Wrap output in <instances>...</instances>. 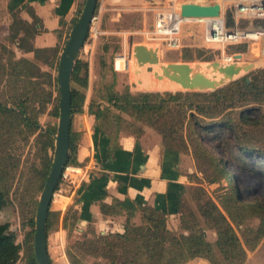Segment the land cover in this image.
I'll list each match as a JSON object with an SVG mask.
<instances>
[{"label": "trees", "instance_id": "obj_1", "mask_svg": "<svg viewBox=\"0 0 264 264\" xmlns=\"http://www.w3.org/2000/svg\"><path fill=\"white\" fill-rule=\"evenodd\" d=\"M9 10L13 17L12 38L18 43V49L33 53L35 61L40 64L14 57L6 64H0V83L9 87L8 101L13 105L0 104V131L8 133L20 128L19 133H22L26 130L29 135L24 138L26 144L35 137V156L40 168L34 163L28 173L30 178L26 172L21 175L27 191H30L38 179L44 188L52 165L49 151L54 150L57 128L49 126L43 129L37 117L52 105L50 114L59 118L60 96L57 77L52 71L58 70L60 51L58 46L46 49L33 46L32 40L38 33L36 25L39 22L33 10L28 11L32 23L21 19L14 8ZM226 20L227 27L234 26L230 10L226 13ZM256 24L264 27V21ZM245 48L242 45L238 51L244 52ZM187 53L183 56L185 62L212 61L211 58H204L205 51L202 49H189ZM41 65L49 70H43ZM88 72V62L79 58L73 75V114L84 111L86 96L78 87L88 88ZM116 82L114 74V83L106 87L104 101L92 100L88 106L94 129L105 134L110 141L109 158L120 149L122 134L141 137L147 126L161 136L167 152L192 154L199 172L209 169L210 178L220 183L226 180L228 185L222 186L223 193L215 198L207 197L205 188L198 182L190 189L177 193L176 208L181 216V234L169 230L166 212L150 206L128 211L124 233L100 235L94 227L88 226L82 239L67 249L70 264H88V259L95 260L93 264H103L104 261L108 264H187L196 259H205L210 264H245L247 251H254L264 240V203L249 202L229 168L234 159L233 152L239 157L246 154L264 159V68L214 92L134 94L128 88L123 92L116 91ZM55 92L57 95L54 97ZM78 140L71 130L68 164H77ZM214 149L219 153H215ZM4 157L1 159L3 166H0V181L3 183L13 178L10 176L13 174L12 167L18 169L22 162L21 156L15 157L7 152ZM1 182L0 214L8 201ZM188 196L197 206L199 216L190 205ZM126 210L127 207L120 201L113 206L101 205L105 215H118ZM137 212L141 215L139 224L133 222ZM60 217L59 212H49L48 236L57 229ZM254 218L260 220L257 229L247 225V221ZM79 220L78 211L71 208L63 219V226L71 233L76 230ZM201 220L216 232L215 245L208 241ZM31 226L35 227L33 220ZM242 226L243 230H239L241 238L237 228ZM34 233L35 230H32L25 238V264H38L34 254ZM21 252L22 246L17 243L10 224L0 222V264H18Z\"/></svg>", "mask_w": 264, "mask_h": 264}, {"label": "rangeland", "instance_id": "obj_2", "mask_svg": "<svg viewBox=\"0 0 264 264\" xmlns=\"http://www.w3.org/2000/svg\"><path fill=\"white\" fill-rule=\"evenodd\" d=\"M186 2L202 5L220 4L223 7L222 15L225 18L226 24V13L230 9L233 0H188ZM165 3L166 0H145V2H142L141 4L134 3L132 4L133 8L130 10L120 12L118 17L115 18L116 20L110 21L109 18H102L100 25L101 34L98 38L94 39L88 36L79 58L85 60L89 64V86L86 90L78 87V90H81L86 96V102H88L87 106L92 100H96L95 102L104 101L103 97L105 95L106 87L111 86L114 83V74H116L117 81L116 86L114 87L118 92H123L125 88L130 89L134 94L139 92H179L181 90L149 91L146 88L136 87V78L141 79L145 76H151L154 80H158L153 73L147 72L146 69L139 74H136L135 71H133V47L137 44H144L146 46L158 48L160 51L161 62L163 64L185 62L183 56L188 54L187 50L202 49L205 51L204 58H211L212 61L197 60L192 63L209 64L220 62L228 64L226 58H234L235 55L242 54L243 58L241 63L256 64V71L264 68V56L262 53L252 51V45L256 42L251 41L248 43H242L241 45L226 44L225 46H210L204 40L205 29L204 25L201 23L183 25L179 34L176 35L178 41L177 47L170 46L168 41L157 38L156 36L154 37L151 34L154 30L155 24L156 9L154 8L163 7L165 6ZM179 4L182 3L179 2ZM12 24L13 17L11 13L1 7L0 1V64H6L7 61L13 57L19 59L16 54L18 43L12 38ZM243 24H248V22L242 23L241 25L243 26ZM67 40L68 37L64 40H60L58 45L60 54L64 50L66 44L65 41ZM242 45H245L246 50L244 52H239L238 47ZM116 60L124 61L125 68L123 70L117 71L115 69ZM45 68L46 69L43 70H49L47 67ZM155 69L158 70V68ZM52 74L57 77V70L54 69ZM0 81H2V77H0ZM21 86L22 85L19 87ZM7 90H9V87L6 86L5 83H0V104L2 106L7 105L8 107H13L11 101H8L10 95L7 94ZM56 95L57 93L55 92L54 97ZM51 110L52 105L47 108L45 113H42L37 117L39 124L43 129H47L49 126L58 127L59 118L52 116L50 114ZM19 129L20 128H16L14 131L8 133L0 131V166H3L1 159L6 156V152L8 154H13L15 157H22L20 167L18 169L12 167L13 174L10 176L13 178H8L4 183L0 181L8 195L7 206L0 214V222L10 224L11 231L14 232L17 243L22 246L21 259L18 264H25V238L27 234L32 232V230H35V227L33 228L31 226V222L32 220L35 222L38 201L43 189L42 182L38 179L33 188L30 189V191H27L28 188L26 187L25 179H21L23 172H26L28 175L32 164L35 163L37 168L40 167L35 156V137L30 138V143L26 144L24 138H28L29 135L26 130L19 133ZM223 141H225V139ZM231 141H233V139ZM207 146L211 147L210 144H207ZM214 152L217 154L219 153V151L215 149ZM236 154V152H233L234 159L230 163V173L235 176L237 184L241 187L249 202L260 201L264 203V159L260 158L258 155L249 156L243 154L239 157ZM49 155L53 161L54 150H50ZM207 170L209 171V169H205V171L199 172L196 167L192 182L194 185H196V182L200 183L199 185L205 188L207 197L215 198L223 193L221 187L228 184L226 180H223L221 183L215 182L214 178L209 177L210 172ZM28 178H30V176ZM188 198L193 210L199 216L197 206L191 200L190 196H188ZM63 200L65 202L68 201L65 199ZM61 206L62 205L58 204L51 206V211L59 212L61 214L60 223L57 229L50 232L48 236H51V246L53 249L51 251V260L53 264H64L63 262H67V249L70 248V246L79 238L80 235L78 234L79 232H77V229L79 227L82 229V224H80L81 226L78 224L76 230L68 233V230L63 226V219L67 215L68 210L74 208V206L70 205L64 211L59 210ZM201 224L206 232L208 241L215 245L217 240L216 232L213 229L208 228L202 220ZM247 225L257 229L260 225V220L258 218L248 220ZM168 228L175 234H181L183 230L181 229L180 218L178 220H170L168 218ZM61 229L67 231L66 235H61L62 238L59 236V231H62ZM237 230L242 238L239 230H243V226L237 228ZM94 262L95 260L93 259L87 260L88 264H93ZM104 264L108 263L104 261ZM187 264L210 263L205 259H196ZM245 264H264V240L254 251H247V260Z\"/></svg>", "mask_w": 264, "mask_h": 264}, {"label": "crops", "instance_id": "obj_3", "mask_svg": "<svg viewBox=\"0 0 264 264\" xmlns=\"http://www.w3.org/2000/svg\"><path fill=\"white\" fill-rule=\"evenodd\" d=\"M0 1L1 7L6 11L10 12L9 9L14 8L20 18L28 23L33 22L28 11L29 9L34 11L39 22L36 25L38 33L32 44L37 49L55 48L60 40L68 37L78 16V10L85 2V0ZM142 2L145 0H99L97 13H101L102 18H109L112 21L116 20L120 12L133 8L132 4ZM163 7L154 8L155 23L156 16ZM16 54L20 60L25 59L40 65L35 61L33 53L18 49ZM42 68L46 69L43 66ZM87 104L88 102L84 105L83 113L73 114L71 130L79 138L77 164H89L91 172L73 196L62 198L60 202L55 203L62 205L59 208L62 211L72 205L81 216L78 224L79 226L82 224V229L80 227L77 229L80 236L76 241L82 239L88 226L94 227L96 233L100 235L124 233L128 211L133 212L140 206L162 210L168 214L170 220H178L180 213L176 208V195L194 186L192 177L196 167L192 154L167 152L161 136L152 128L145 126L141 137L122 134L119 139L120 149L109 158L110 141L105 134L94 129ZM63 199L68 201L65 202ZM117 201L123 202L127 210L118 215L102 213V204L113 206ZM140 220L141 215L137 212L133 222L139 224ZM66 232L59 231V236L66 235ZM52 250L50 236L48 237L50 258ZM66 261L63 263L70 264L68 260Z\"/></svg>", "mask_w": 264, "mask_h": 264}, {"label": "water", "instance_id": "obj_4", "mask_svg": "<svg viewBox=\"0 0 264 264\" xmlns=\"http://www.w3.org/2000/svg\"><path fill=\"white\" fill-rule=\"evenodd\" d=\"M178 1L182 3L179 11L183 19L219 18L223 14V7L218 3L202 5L186 2L188 0ZM98 4L99 0H85L78 20L73 25L65 48L59 56L57 70V86L60 96L59 122L54 136V157L38 201L35 218L34 254L38 264H53L48 251L47 222L52 206V196L69 160L73 118V75L80 53L89 36L90 24L97 12ZM260 28L263 29V26H260ZM242 58V54L235 55L236 61L228 64L220 62L209 64L192 62L163 64L158 48L137 44L133 47L132 66L136 74L146 69L147 72L153 73L159 81L165 79L179 84L180 91L214 92L231 82L256 72L257 65L241 63ZM155 68H158V70Z\"/></svg>", "mask_w": 264, "mask_h": 264}, {"label": "built area", "instance_id": "obj_5", "mask_svg": "<svg viewBox=\"0 0 264 264\" xmlns=\"http://www.w3.org/2000/svg\"><path fill=\"white\" fill-rule=\"evenodd\" d=\"M178 0H167V5L156 16L155 29L152 35L168 41L170 46L177 47L176 35L183 25L201 23L204 25V40L210 46L241 45L242 43L258 42L264 36V27L256 22L264 21V0H233L230 7L234 26L227 28L223 15L219 18L183 19L180 16ZM101 13H95L89 30V36L96 39L101 34ZM246 25L242 23H247ZM254 43V44H256ZM117 61L115 67L117 69ZM227 63L235 62V56L226 58ZM91 168L89 164H67L62 172L58 186L52 196L53 204L62 198L73 196L76 190L87 180ZM70 193V195H69ZM74 193V194H73Z\"/></svg>", "mask_w": 264, "mask_h": 264}, {"label": "bare ground", "instance_id": "obj_6", "mask_svg": "<svg viewBox=\"0 0 264 264\" xmlns=\"http://www.w3.org/2000/svg\"><path fill=\"white\" fill-rule=\"evenodd\" d=\"M253 52L262 53L264 56V36L259 38V41L252 45ZM258 56V55H257ZM125 68V64L123 60L117 61V70L121 71ZM134 71V69H133ZM132 80V79H131ZM136 87L146 88L149 90H180V85L175 82H170L169 80H154L151 76H145L141 79L136 78Z\"/></svg>", "mask_w": 264, "mask_h": 264}]
</instances>
